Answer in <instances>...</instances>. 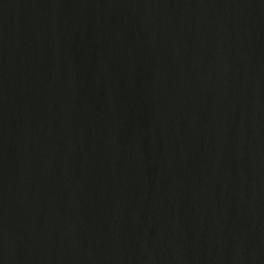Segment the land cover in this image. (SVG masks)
<instances>
[{"label":"water","instance_id":"1","mask_svg":"<svg viewBox=\"0 0 264 264\" xmlns=\"http://www.w3.org/2000/svg\"><path fill=\"white\" fill-rule=\"evenodd\" d=\"M0 264H264V0H0Z\"/></svg>","mask_w":264,"mask_h":264}]
</instances>
